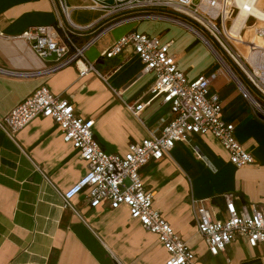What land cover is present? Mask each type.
Here are the masks:
<instances>
[{
  "label": "crops",
  "instance_id": "1",
  "mask_svg": "<svg viewBox=\"0 0 264 264\" xmlns=\"http://www.w3.org/2000/svg\"><path fill=\"white\" fill-rule=\"evenodd\" d=\"M67 2L69 7L81 4ZM98 17L90 10L71 12L81 26ZM55 21L51 0H0V69L30 73L48 67L51 59L38 57L20 36L29 27ZM134 31L169 43L170 54L190 80L220 71L210 92L219 95L222 119L235 125L237 142L254 158L252 165L237 169L214 137L192 135L139 170L153 208L193 251L194 264H264V243L252 247L238 239L213 256L197 232L194 201L218 219L227 216L226 194L233 195L236 208L255 204L264 211V121L247 109L248 102L212 52L181 26L150 20L104 36L96 56L91 59L89 51L98 42L85 56L106 80L95 74L81 78L72 66L27 78L0 73V117L46 87L70 101L76 115L94 121V138L106 153L122 155L130 144L159 135L171 116L160 98L151 99L152 77L141 74L138 57L130 49L112 58L101 56ZM88 38L75 42L81 45ZM139 104L143 107L135 116L130 107ZM86 174L79 152L63 142L51 119L38 117L12 136L0 130V264H165L168 254L157 236L132 219L126 207L90 208L83 191L71 196V208L64 207L62 195Z\"/></svg>",
  "mask_w": 264,
  "mask_h": 264
},
{
  "label": "built area",
  "instance_id": "2",
  "mask_svg": "<svg viewBox=\"0 0 264 264\" xmlns=\"http://www.w3.org/2000/svg\"><path fill=\"white\" fill-rule=\"evenodd\" d=\"M79 1L81 4L69 7L67 0H51L55 23L29 27L20 36L38 57L51 59L48 67L30 73L0 69V73L27 78L72 66L81 78L95 74L106 80L95 64L86 59L85 52L89 48L122 26L150 20L167 21L192 33L214 54L221 70L264 120V20L249 14L241 34L231 35L228 30L238 13L233 0ZM256 2L252 0V3ZM260 9L264 14V6ZM74 10L94 11L99 13V17L81 26L71 19ZM86 35L89 38L85 43L78 45L75 42L76 38ZM213 41L226 53L239 76L228 65L226 69L222 67L221 56L214 49ZM125 49H130L138 57L141 74L151 75V99L160 98L168 107L171 118L163 122L159 135L130 144L122 155L106 153L94 138V121L76 115L70 101L53 95L46 87L37 89L7 115L0 117V130L12 136L38 117L51 119L59 128L63 142L77 150L87 165V174L62 195L64 207L71 208V196L82 191L90 208L107 206L115 210L124 206L132 219L157 236L168 254L165 264H194L193 251L153 208L152 195L146 191L139 170L150 161L168 156L176 144L187 141L192 135L214 137L237 169L252 165L254 158L237 142L235 125L222 119L219 95L210 92V85L220 74L219 70L208 77L202 75L190 80L170 54L169 43H163L158 36L136 31L122 36L101 56L112 58ZM142 107L139 104L130 107V111L136 116ZM223 199L227 213L225 219L214 217L202 203L194 201L196 229L208 253L213 256L223 253L230 243L238 239L245 240L252 247L264 243V211L255 204L236 208L230 194L224 195Z\"/></svg>",
  "mask_w": 264,
  "mask_h": 264
},
{
  "label": "bare ground",
  "instance_id": "3",
  "mask_svg": "<svg viewBox=\"0 0 264 264\" xmlns=\"http://www.w3.org/2000/svg\"><path fill=\"white\" fill-rule=\"evenodd\" d=\"M233 1L236 7L238 8V13L236 17L233 18V20L231 21V27L228 30V32L231 35L238 36L239 34H241L242 29L244 28V26H246V22L249 19L248 18L249 14L259 20H264V14L260 10V7L257 6L260 0H257L256 3H252V0H233ZM221 65L224 69H226L227 65L222 59H221Z\"/></svg>",
  "mask_w": 264,
  "mask_h": 264
},
{
  "label": "rangeland",
  "instance_id": "4",
  "mask_svg": "<svg viewBox=\"0 0 264 264\" xmlns=\"http://www.w3.org/2000/svg\"><path fill=\"white\" fill-rule=\"evenodd\" d=\"M72 2H74V0H69V3H72ZM68 3V2H67ZM257 6L258 7H263L264 6V0H260L259 1V3L257 4ZM261 10V9H260ZM185 20H187L188 22H190V23H192L190 20H188V19H185ZM252 22V20L250 19L249 20V23H251ZM183 29V28H182ZM111 35H108L106 38H108V37H110ZM256 41H258V40H256ZM259 43H261L260 41H258ZM102 41L100 42H98L94 47H92L91 49H90V51H89V54L91 55V59H93L95 56H96V53L100 50V48H101V45H102ZM212 45H213V47H214V49L216 50V52L221 56V59L225 62V64L226 65H228L232 70H233V72H235V74H238V76H239V73H238V71H236L237 69L234 67V65H233V63L231 62V60L227 57V55H226V53L220 48V46L217 44V42H215V41H213L212 42ZM211 53V52H210ZM211 56H213L214 57V54L213 53H211ZM215 58V57H214ZM89 60V59H88ZM215 60H216V58H215ZM90 61V60H89ZM216 62H217V60H216ZM219 65V64H218ZM247 109L248 110H250V109H252L253 110V108L247 103ZM264 121V120H263Z\"/></svg>",
  "mask_w": 264,
  "mask_h": 264
}]
</instances>
